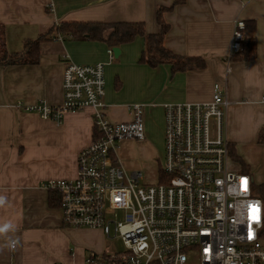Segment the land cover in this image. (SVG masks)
<instances>
[{
  "label": "crops",
  "instance_id": "obj_1",
  "mask_svg": "<svg viewBox=\"0 0 264 264\" xmlns=\"http://www.w3.org/2000/svg\"><path fill=\"white\" fill-rule=\"evenodd\" d=\"M173 4L174 0H0V25L9 53L22 52L27 41L49 31L54 35L41 43L37 64L0 66V264H83L87 251L103 247L101 229L65 226L58 200L51 204L55 194L43 187L51 179L76 177L79 153L94 137V109L67 112L58 123L16 107L18 101L61 103L68 60L106 63L104 101L111 121L132 120L130 105L142 103L145 130L149 133V126L157 123L164 133V104L212 100L214 84L225 85L224 59L236 21L254 20L256 57L233 61L227 78L225 136L247 164L244 170L235 161L232 168L250 173L254 185L264 184V144L258 142L264 127V0H185L164 14L170 25L166 47L181 56L203 57L206 67L200 70L173 72L169 64L152 67L141 62L142 37L117 46L119 52L110 59L106 42L76 41L57 30L69 21H128L144 22L149 33H158L159 6ZM138 142L124 140L121 146L128 150ZM140 142L156 154L147 137Z\"/></svg>",
  "mask_w": 264,
  "mask_h": 264
},
{
  "label": "built area",
  "instance_id": "obj_2",
  "mask_svg": "<svg viewBox=\"0 0 264 264\" xmlns=\"http://www.w3.org/2000/svg\"><path fill=\"white\" fill-rule=\"evenodd\" d=\"M244 29L245 22L236 21L224 59L225 85L214 84L212 100L164 104V183H142L141 171L128 172L121 164L119 143L146 139L145 105H130L127 122L107 117L106 63L68 60L59 104L16 103L58 123L67 112L94 109V137L79 153L76 177L43 184L58 194L65 226L101 229L105 237L123 241L122 251H87L83 264H223L226 258L231 264H264V202L254 193L250 173L232 168L225 136L227 78Z\"/></svg>",
  "mask_w": 264,
  "mask_h": 264
},
{
  "label": "trees",
  "instance_id": "obj_3",
  "mask_svg": "<svg viewBox=\"0 0 264 264\" xmlns=\"http://www.w3.org/2000/svg\"><path fill=\"white\" fill-rule=\"evenodd\" d=\"M185 0H174L170 7L159 6L157 11V22L160 25L158 33H149L144 22H84L69 21L63 22L58 27L59 33L71 36L76 41L98 40L104 41L110 48L133 42L137 37H142L145 42L142 51L141 62L152 67L162 64H169L173 72H185L188 70L203 69L206 67V61L200 56H181L174 53L165 45V36L170 30V25L166 22L164 14L171 11L176 5L184 3ZM244 33L246 37L242 42V50L236 53L233 61L252 60L257 54L256 23L254 20L245 22ZM51 31L40 35L34 40L25 43L24 50L20 53L11 54L6 48L4 28L0 25V66L9 64H37L40 58V45L42 42L53 38ZM57 36V35H56ZM258 142L264 144V127L258 135ZM230 156L234 161L239 162L246 170L247 164L238 156L235 147L229 143ZM246 172V171H243ZM167 177L159 169V182H166ZM51 196V204H59V196L56 192ZM254 193L261 197L264 202V184L254 185ZM55 199V200H54ZM261 236L264 239V225L261 230Z\"/></svg>",
  "mask_w": 264,
  "mask_h": 264
},
{
  "label": "rangeland",
  "instance_id": "obj_4",
  "mask_svg": "<svg viewBox=\"0 0 264 264\" xmlns=\"http://www.w3.org/2000/svg\"><path fill=\"white\" fill-rule=\"evenodd\" d=\"M212 123H214V120H212ZM146 135L147 140L154 146L156 154L144 148L139 140L137 145L128 147V150L121 146L122 142L119 143L118 153L124 169L128 172L141 171L143 174L142 183L156 184L159 182L157 172L160 166L162 168L165 160V131L161 133L159 124L153 123L149 126V133L146 131ZM231 164L235 166V161L232 158ZM102 245V248H92L90 251L111 252L125 249L123 241L117 238L104 237Z\"/></svg>",
  "mask_w": 264,
  "mask_h": 264
},
{
  "label": "clouds",
  "instance_id": "obj_5",
  "mask_svg": "<svg viewBox=\"0 0 264 264\" xmlns=\"http://www.w3.org/2000/svg\"><path fill=\"white\" fill-rule=\"evenodd\" d=\"M223 264H231L230 258H226V259L223 261Z\"/></svg>",
  "mask_w": 264,
  "mask_h": 264
},
{
  "label": "water",
  "instance_id": "obj_6",
  "mask_svg": "<svg viewBox=\"0 0 264 264\" xmlns=\"http://www.w3.org/2000/svg\"><path fill=\"white\" fill-rule=\"evenodd\" d=\"M113 50H114V52H116V53L119 52V48H118V47L114 48Z\"/></svg>",
  "mask_w": 264,
  "mask_h": 264
}]
</instances>
